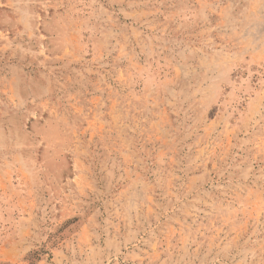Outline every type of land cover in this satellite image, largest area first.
I'll return each mask as SVG.
<instances>
[{
	"label": "rangeland",
	"instance_id": "obj_1",
	"mask_svg": "<svg viewBox=\"0 0 264 264\" xmlns=\"http://www.w3.org/2000/svg\"><path fill=\"white\" fill-rule=\"evenodd\" d=\"M0 264H264V0H0Z\"/></svg>",
	"mask_w": 264,
	"mask_h": 264
}]
</instances>
